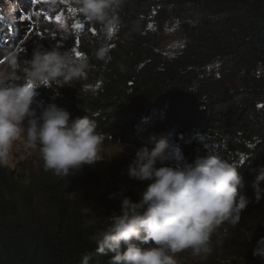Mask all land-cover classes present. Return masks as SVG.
Here are the masks:
<instances>
[{
    "label": "trees",
    "instance_id": "1",
    "mask_svg": "<svg viewBox=\"0 0 264 264\" xmlns=\"http://www.w3.org/2000/svg\"><path fill=\"white\" fill-rule=\"evenodd\" d=\"M10 1L27 20L0 0V62L9 52L31 59L41 45L77 58L75 45L91 66L70 85L35 89L38 112L54 103L71 118L87 115L103 144L151 148L166 138L181 166L208 153L239 166L252 202L213 236L207 259L187 250L183 264H264L252 254L264 237V199L253 188V170L264 166V0H125L111 33L74 0L60 6L67 32L47 22L53 5ZM101 46L110 59L97 58ZM133 159L112 156L67 177L46 172L41 158L0 166V264H109L113 254H98L89 237L150 183L129 178Z\"/></svg>",
    "mask_w": 264,
    "mask_h": 264
},
{
    "label": "clouds",
    "instance_id": "2",
    "mask_svg": "<svg viewBox=\"0 0 264 264\" xmlns=\"http://www.w3.org/2000/svg\"><path fill=\"white\" fill-rule=\"evenodd\" d=\"M74 2L84 18L111 33L125 0ZM58 27L68 31L62 22ZM108 51L101 46L97 58L110 59ZM90 67L87 59H77L71 51L42 45L31 59L21 61L15 52L7 54L6 62L0 63V166L7 165L21 140L27 149L38 150L44 170L56 177H67L101 160L105 135L97 131L95 120L87 115L71 118L54 103L39 112L33 107L35 89L70 85L86 78ZM238 169L211 153L181 166L166 138L151 148L140 147L127 174L131 180L150 183L138 194V201L123 197L119 214L109 216L104 228L89 239L98 254H113L109 264H178L177 254L187 250L207 259L213 253V236L223 225H237L252 202L242 191L244 179ZM253 171L258 203L264 199L260 187L264 166ZM252 254L264 260V237L256 241Z\"/></svg>",
    "mask_w": 264,
    "mask_h": 264
},
{
    "label": "rangeland",
    "instance_id": "3",
    "mask_svg": "<svg viewBox=\"0 0 264 264\" xmlns=\"http://www.w3.org/2000/svg\"><path fill=\"white\" fill-rule=\"evenodd\" d=\"M27 3H34L33 0H26ZM68 0H40L39 3L42 5H48L51 4L54 6L52 10V16H49L46 18L47 22H51L52 25L58 29L62 30L58 27L59 23H64L66 25V15L63 14V11L61 10L60 6L64 5L65 3H68ZM2 3L4 4L3 8L4 11L8 12L9 15H15L16 18L20 21L27 20V16L25 13H22L18 10L17 5H12L10 0H2ZM14 9H17V12L15 14H12V11ZM60 17V22H56V17ZM67 26V25H66ZM38 40L40 41V37H43V33H40ZM47 37H44L43 40H46ZM28 40V37L25 36L21 42H25ZM174 47L173 43L168 44V48ZM4 63V62H0ZM137 149L131 148V147H124L116 144H103L100 156L101 160H108L112 156H122L127 158H133L135 156V152ZM176 155L178 154V151L176 150L174 152ZM41 158L38 150H29L25 147L24 141L21 140L17 143V146L14 149L12 158L9 160L6 166L9 169H15L16 165L21 162H31L33 164L37 163V159ZM185 255L182 253L177 254L176 259L178 261V264H183L182 260L184 259ZM190 262V261H188ZM186 264H192L186 263Z\"/></svg>",
    "mask_w": 264,
    "mask_h": 264
},
{
    "label": "snow or ice",
    "instance_id": "4",
    "mask_svg": "<svg viewBox=\"0 0 264 264\" xmlns=\"http://www.w3.org/2000/svg\"><path fill=\"white\" fill-rule=\"evenodd\" d=\"M33 2L34 3H39L40 0H33ZM56 22L57 23L60 22V17L59 16L56 17ZM76 27L77 28H82V27H85V26L82 25V24H77ZM76 44H78V41L76 42ZM71 50L75 52V55H76L77 58H80L82 56V54L79 51L76 50V46L75 45L73 46V48ZM29 86L31 87L32 85L29 83Z\"/></svg>",
    "mask_w": 264,
    "mask_h": 264
}]
</instances>
